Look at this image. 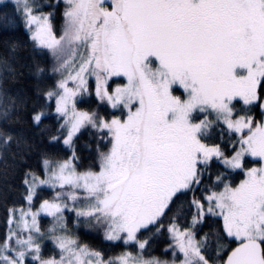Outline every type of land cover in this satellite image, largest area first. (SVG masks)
Instances as JSON below:
<instances>
[{
	"label": "snow or ice",
	"instance_id": "obj_1",
	"mask_svg": "<svg viewBox=\"0 0 264 264\" xmlns=\"http://www.w3.org/2000/svg\"><path fill=\"white\" fill-rule=\"evenodd\" d=\"M0 163V264H264V0H0Z\"/></svg>",
	"mask_w": 264,
	"mask_h": 264
},
{
	"label": "trees",
	"instance_id": "obj_2",
	"mask_svg": "<svg viewBox=\"0 0 264 264\" xmlns=\"http://www.w3.org/2000/svg\"><path fill=\"white\" fill-rule=\"evenodd\" d=\"M15 35H17L22 40L27 39V36L25 35L24 30L22 28L18 29V31L15 33ZM33 80H34V77L26 76L24 82L21 84H18L16 87L26 88L29 91H31L32 90L31 85H32ZM85 138H87V137H85ZM10 163H11V161L9 160V164ZM32 163H33V166L35 167L36 166V158L35 157L33 158ZM245 163H246L247 167H258V166H260V163L257 160H253V159L248 158V157H246ZM242 178H243V176L240 175L237 177V180L242 179ZM18 183H19V176L13 175L10 171H8V174L5 175V166L3 163H0V192H4L6 189H8L9 190L8 191L9 199L11 200V199L16 198L15 194L12 193L10 189H11L12 185L18 184ZM46 195H47V193H46ZM5 217H6V213H5L4 207L2 204H0V235H3L4 232L6 231ZM43 222L46 223V220ZM205 230H207V229H205ZM78 233H79L81 240L85 243H89V244L96 245V246H105V247L107 246V245H101L102 236H99V235L93 234V233H89L83 229H78ZM162 246H163L162 244L157 245L158 248L162 247ZM115 251H118V249Z\"/></svg>",
	"mask_w": 264,
	"mask_h": 264
},
{
	"label": "rangeland",
	"instance_id": "obj_3",
	"mask_svg": "<svg viewBox=\"0 0 264 264\" xmlns=\"http://www.w3.org/2000/svg\"><path fill=\"white\" fill-rule=\"evenodd\" d=\"M248 158H251V159H253V160H257V161H258V158H254V157H248ZM245 160H246V158H245ZM258 167H259V166H258ZM80 229H83V230H85V231H87V232H89V233H93V234H97V235H99V236H102L101 233L98 232V231H96V230H91V229L84 228V227H81ZM77 231H78V230H77Z\"/></svg>",
	"mask_w": 264,
	"mask_h": 264
}]
</instances>
